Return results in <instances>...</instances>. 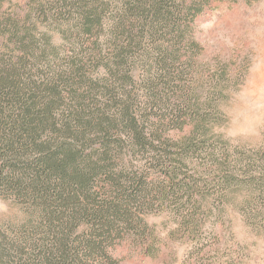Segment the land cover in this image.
<instances>
[{
    "label": "trees",
    "instance_id": "trees-1",
    "mask_svg": "<svg viewBox=\"0 0 264 264\" xmlns=\"http://www.w3.org/2000/svg\"><path fill=\"white\" fill-rule=\"evenodd\" d=\"M213 2L0 0V198L20 213L0 264L154 257L144 216L187 232L216 186L264 220V144L232 157L203 129L193 24Z\"/></svg>",
    "mask_w": 264,
    "mask_h": 264
},
{
    "label": "rangeland",
    "instance_id": "rangeland-1",
    "mask_svg": "<svg viewBox=\"0 0 264 264\" xmlns=\"http://www.w3.org/2000/svg\"><path fill=\"white\" fill-rule=\"evenodd\" d=\"M213 1L193 24L197 92L207 139L233 157L264 144V0ZM211 188L187 232L178 230L168 211L144 216L158 251L142 256L123 243L114 252L119 264H264V220L243 208L249 188ZM19 217L0 198V222Z\"/></svg>",
    "mask_w": 264,
    "mask_h": 264
},
{
    "label": "bare ground",
    "instance_id": "bare-ground-1",
    "mask_svg": "<svg viewBox=\"0 0 264 264\" xmlns=\"http://www.w3.org/2000/svg\"><path fill=\"white\" fill-rule=\"evenodd\" d=\"M260 79H262V81L264 82V70H262V72H261Z\"/></svg>",
    "mask_w": 264,
    "mask_h": 264
}]
</instances>
